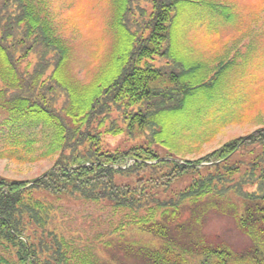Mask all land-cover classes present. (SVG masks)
I'll return each instance as SVG.
<instances>
[{
  "label": "trees",
  "instance_id": "1",
  "mask_svg": "<svg viewBox=\"0 0 264 264\" xmlns=\"http://www.w3.org/2000/svg\"><path fill=\"white\" fill-rule=\"evenodd\" d=\"M112 2L111 60L81 84L65 73L71 46L49 4L0 0L9 154L29 160L40 140L55 156L32 180L0 175V246L12 253L0 264H264V127L197 159L179 155V138L231 64L212 68L177 50V12L192 0ZM40 194L106 202L130 221L117 236L81 245L51 228L54 205ZM215 211L233 215L252 247L237 252L211 238L204 220Z\"/></svg>",
  "mask_w": 264,
  "mask_h": 264
},
{
  "label": "rangeland",
  "instance_id": "2",
  "mask_svg": "<svg viewBox=\"0 0 264 264\" xmlns=\"http://www.w3.org/2000/svg\"><path fill=\"white\" fill-rule=\"evenodd\" d=\"M192 1L183 2L177 12L173 27L177 50L191 60L207 61L212 68L222 62L231 64L225 70L214 101L199 104L204 107V113L178 140L180 157L197 159L233 138L264 127V0ZM43 2L49 4L59 34L71 46L66 75L81 84L90 82L114 52L112 0ZM1 60L0 57V67ZM9 115L0 106V153L6 154L0 155V175L32 180L53 165L55 156L44 154L47 148L40 140L24 154L32 157L31 160L10 155L5 141L11 127L4 125ZM224 120L229 121L218 128ZM124 143L131 145L133 141ZM40 196L54 205L51 228L81 245L85 242L97 244L117 236L121 231L112 233L130 221L123 209L106 202L68 196L58 198L49 194ZM204 222L203 229L211 238L228 242L237 252L252 247L253 241L241 230L233 215L215 211ZM129 226H125L124 237L127 238L135 232ZM115 253L123 256L121 250ZM0 258L12 259V253L0 246Z\"/></svg>",
  "mask_w": 264,
  "mask_h": 264
}]
</instances>
